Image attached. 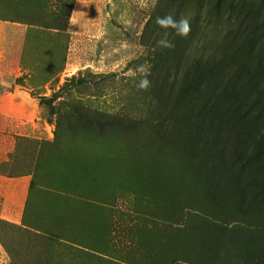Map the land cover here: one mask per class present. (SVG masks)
Segmentation results:
<instances>
[{
	"label": "rangeland",
	"instance_id": "obj_1",
	"mask_svg": "<svg viewBox=\"0 0 264 264\" xmlns=\"http://www.w3.org/2000/svg\"><path fill=\"white\" fill-rule=\"evenodd\" d=\"M169 14L191 31L164 48ZM33 26L19 83L48 126L0 150L37 186L24 223L0 219V264H264V0H75L60 31Z\"/></svg>",
	"mask_w": 264,
	"mask_h": 264
},
{
	"label": "crops",
	"instance_id": "obj_2",
	"mask_svg": "<svg viewBox=\"0 0 264 264\" xmlns=\"http://www.w3.org/2000/svg\"><path fill=\"white\" fill-rule=\"evenodd\" d=\"M34 30L38 29L33 25L0 20V150L6 154L5 158L14 150L17 137H33L45 122L39 96L34 94L32 87L19 83L24 76L31 77L24 62L28 40ZM2 143L5 146H1ZM30 183V175H0L1 220L12 224L22 221Z\"/></svg>",
	"mask_w": 264,
	"mask_h": 264
},
{
	"label": "trees",
	"instance_id": "obj_3",
	"mask_svg": "<svg viewBox=\"0 0 264 264\" xmlns=\"http://www.w3.org/2000/svg\"><path fill=\"white\" fill-rule=\"evenodd\" d=\"M32 4L30 6L25 7L22 2H17L16 0H0V7L4 6L9 7V8H19V9H25L26 12L33 13V22L31 23H25L21 21H15V20H10L5 18V16L1 13L0 10V20L2 21H11V22H18V23H23L27 25H48L44 28L50 29V30H56L60 31L65 27V25H68V19L70 18L72 8L74 6L75 0H29ZM58 5H61V7H57ZM34 15L36 17H34ZM62 19V21H60ZM66 20V23H63V20ZM33 23V24H32ZM53 25V26H52ZM211 63V62H208ZM196 67H193L194 70V82L192 83V86H201L205 90L209 92H214L215 91V84L212 83V68L207 67L205 68L202 72L197 68L199 64L195 63ZM262 60L261 58L259 59L257 68L254 70L248 71V73L252 74L253 76L257 75L258 81L259 82H264V70L261 67ZM219 64H217L218 66ZM200 81L201 83H199ZM219 88L216 86V91ZM264 90V87L262 88ZM262 89H258V94L262 93ZM203 115V111L197 110L191 113L192 117H200ZM58 148V147H57ZM86 171V166H82L77 168V163L75 164V174L83 172L84 175H89L85 174ZM82 174V173H81ZM2 176L6 177H16L13 175H8V174H2ZM19 176V175H18ZM81 177L84 179L83 181L85 182H90L91 184L94 182V179H86L87 176H79L78 178L81 179ZM76 179H75V184H76ZM90 185V184H87ZM93 186V185H92ZM94 187V186H93ZM37 186L36 183L34 182L33 179H31L30 187H29V194H28V199L26 202V207L25 211L23 214L22 218V223L25 222L27 214L30 212V210L33 208L34 201H33V194L34 191L36 190ZM33 203V204H32Z\"/></svg>",
	"mask_w": 264,
	"mask_h": 264
},
{
	"label": "clouds",
	"instance_id": "obj_4",
	"mask_svg": "<svg viewBox=\"0 0 264 264\" xmlns=\"http://www.w3.org/2000/svg\"><path fill=\"white\" fill-rule=\"evenodd\" d=\"M156 24L161 29L165 30L162 34V38L157 41L158 46L164 48H171L174 46L171 40L163 38L172 34L167 31L168 29H172L175 36H179L182 38L186 37L191 31L189 20L183 16H181L179 19L174 18L171 14L166 15L164 17H157ZM139 71L142 73H147L148 69L144 66H141ZM149 83L150 82L145 76V78L140 81L139 87L141 89H146L149 86Z\"/></svg>",
	"mask_w": 264,
	"mask_h": 264
}]
</instances>
